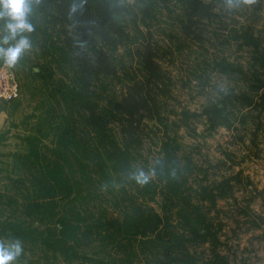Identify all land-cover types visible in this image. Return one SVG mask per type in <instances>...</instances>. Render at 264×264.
Returning <instances> with one entry per match:
<instances>
[{"label": "rangeland", "instance_id": "374dc122", "mask_svg": "<svg viewBox=\"0 0 264 264\" xmlns=\"http://www.w3.org/2000/svg\"><path fill=\"white\" fill-rule=\"evenodd\" d=\"M106 1L96 48L62 10L81 0L30 17L0 108V239L22 241L17 264H264V0Z\"/></svg>", "mask_w": 264, "mask_h": 264}, {"label": "clouds", "instance_id": "9594fccd", "mask_svg": "<svg viewBox=\"0 0 264 264\" xmlns=\"http://www.w3.org/2000/svg\"><path fill=\"white\" fill-rule=\"evenodd\" d=\"M41 0H0V65L15 69L21 60L33 48L30 34L35 26L30 17ZM255 0H227L229 8L251 5ZM73 3L69 13H75L82 7ZM156 177L155 169L145 171L138 168L128 176L129 181H135L141 187L147 185ZM23 254L22 241L19 239H0V264H17Z\"/></svg>", "mask_w": 264, "mask_h": 264}, {"label": "trees", "instance_id": "16d2710c", "mask_svg": "<svg viewBox=\"0 0 264 264\" xmlns=\"http://www.w3.org/2000/svg\"><path fill=\"white\" fill-rule=\"evenodd\" d=\"M78 6L81 4V2H74ZM70 5L67 3L62 7V10L64 13H66V18L72 22L73 28H74V33L78 35L77 42L80 45L82 49H84V44L86 42H90L93 44V46L96 48L95 45V40L98 37L99 34L107 36V34H110L113 30V25L117 24V19L114 16L115 15V9L114 7H111L110 4L106 0H101L96 3L97 11L95 13L92 12V8L90 6L86 7H78V10L75 13H72L70 15L69 9ZM107 25H110L112 28L111 30L107 33ZM213 109L215 111V114L213 115L212 118H217L220 117L223 119L226 116V113H224L225 110V105L216 103L213 105ZM89 110H92L93 113L95 111L92 109V106L90 107ZM113 147L115 148L114 152L110 154V157L114 159L119 160V155L117 152L124 153L122 147L118 145L115 140H112ZM176 164V159L172 158L170 153H168L166 159H164L162 166L163 168H160L158 170L159 173L170 177L173 174V169L171 168ZM61 165L58 164V166L52 168L53 170L56 169ZM52 170V171H53ZM54 174H57L55 171H53ZM154 216H156L157 220H162V217L155 212ZM187 220H191L190 215H185ZM59 222L61 224H64V226H72V223L67 221L66 219H59ZM194 222L198 223V220H195ZM195 223V224H196ZM63 226V225H62ZM64 228V227H62ZM153 231L157 230L156 228H151L147 231Z\"/></svg>", "mask_w": 264, "mask_h": 264}, {"label": "built area", "instance_id": "2783aa9c", "mask_svg": "<svg viewBox=\"0 0 264 264\" xmlns=\"http://www.w3.org/2000/svg\"><path fill=\"white\" fill-rule=\"evenodd\" d=\"M20 95L19 81L10 69L0 65V108L6 101L17 99Z\"/></svg>", "mask_w": 264, "mask_h": 264}]
</instances>
